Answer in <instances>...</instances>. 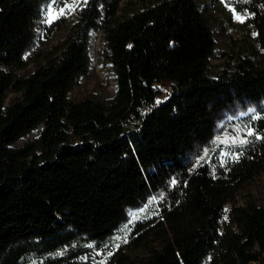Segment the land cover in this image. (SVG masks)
Here are the masks:
<instances>
[{
	"label": "trees",
	"instance_id": "1",
	"mask_svg": "<svg viewBox=\"0 0 264 264\" xmlns=\"http://www.w3.org/2000/svg\"><path fill=\"white\" fill-rule=\"evenodd\" d=\"M226 2L244 39L212 71L221 0H0V264H264V0ZM249 104L247 142L196 161Z\"/></svg>",
	"mask_w": 264,
	"mask_h": 264
},
{
	"label": "rangeland",
	"instance_id": "2",
	"mask_svg": "<svg viewBox=\"0 0 264 264\" xmlns=\"http://www.w3.org/2000/svg\"><path fill=\"white\" fill-rule=\"evenodd\" d=\"M138 2V1H144V0H122V3H131V2ZM221 3L223 5V8L225 11H228L231 13V20L227 21V26L229 28L230 33L232 34V38H226L224 39L218 46L216 54L214 56L210 57V69L212 71L218 70L225 60L229 58V54L233 52V47L236 43H240L243 38V33L241 29L234 24L237 20H239L242 16L241 13L231 10L228 6L226 0H221ZM65 28H59L56 30L52 36V38L46 43V45H51L56 43L65 33ZM235 38V42L232 40ZM103 44V38L102 33H98V35L95 38V45L93 48V55H92V65L91 70L94 72V76L98 78V80L101 82L102 85H100L99 90L106 96H111L114 93L115 90V78L113 74V70L110 66V64L105 63L102 61V58L99 55V48ZM39 45H41L39 43ZM236 48V47H234ZM236 50V49H235ZM236 52V51H235ZM80 81H84V78L82 77ZM163 86V96H167L170 92V87L165 86L166 84H162ZM264 104V101L261 103ZM250 109H253L254 111H249ZM258 111L255 104H249L246 107H234L227 112L228 115L219 122V124L216 127L215 131V138L214 141L207 147L202 148L200 151L196 152V161H200L205 154L206 151H210L211 149H214L216 147H219L220 145L232 147V148H238L239 145H242L244 143H240L239 141L245 140L249 137L248 131L252 129L248 128L245 129L244 122L245 120L249 119L251 116L254 115V113ZM39 132V127L29 131L27 135L20 138L18 143H22L23 141L37 136ZM253 133V131H252ZM233 139H235L236 142H233ZM262 181L254 187V191L258 195H264V174L261 176ZM151 206L150 204L144 205L142 207L136 208L131 211L130 219L129 221L123 226V228L111 236H109V239L114 242V244H119L122 241H124L128 233L130 232L133 224L138 219L147 218L150 214ZM227 217V216H226ZM94 242L91 241H79L75 242L74 245H92ZM66 249H61L58 251V253L65 252ZM103 258V256H100V259Z\"/></svg>",
	"mask_w": 264,
	"mask_h": 264
},
{
	"label": "snow or ice",
	"instance_id": "3",
	"mask_svg": "<svg viewBox=\"0 0 264 264\" xmlns=\"http://www.w3.org/2000/svg\"><path fill=\"white\" fill-rule=\"evenodd\" d=\"M61 12H63V10H61ZM49 15H51V13H49ZM55 17H53V19H54ZM50 22V21H49ZM249 111H254L253 109H250ZM253 133H252V131L251 130H249L248 131V135H252ZM233 142H236L235 141V139H233ZM240 143H246L247 141H245V140H241V141H239ZM173 183H175V181H173Z\"/></svg>",
	"mask_w": 264,
	"mask_h": 264
}]
</instances>
